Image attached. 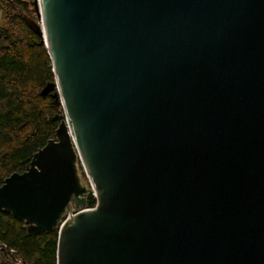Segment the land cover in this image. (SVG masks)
Here are the masks:
<instances>
[{
  "label": "water",
  "instance_id": "1",
  "mask_svg": "<svg viewBox=\"0 0 264 264\" xmlns=\"http://www.w3.org/2000/svg\"><path fill=\"white\" fill-rule=\"evenodd\" d=\"M33 5L64 112L0 210L57 264H264V0Z\"/></svg>",
  "mask_w": 264,
  "mask_h": 264
},
{
  "label": "trees",
  "instance_id": "2",
  "mask_svg": "<svg viewBox=\"0 0 264 264\" xmlns=\"http://www.w3.org/2000/svg\"><path fill=\"white\" fill-rule=\"evenodd\" d=\"M31 6L30 0H0V186L55 137L60 120L53 118L63 114L51 95L40 94L55 75L48 48L27 23ZM57 242V229L29 234L24 221L0 210V264H57Z\"/></svg>",
  "mask_w": 264,
  "mask_h": 264
},
{
  "label": "rangeland",
  "instance_id": "3",
  "mask_svg": "<svg viewBox=\"0 0 264 264\" xmlns=\"http://www.w3.org/2000/svg\"><path fill=\"white\" fill-rule=\"evenodd\" d=\"M30 2H31V4H33V1L32 0H30ZM23 11H21V13H22ZM33 12H34V14H36L35 13V11H34V5H33V7L31 6L30 7V10H28V11H25V17H28V18H30L31 16V14H33ZM37 15V14H36ZM2 23H4V19H3V14L2 13H0V24H2ZM62 111H63V108H62ZM59 112V111H58ZM64 112V111H63ZM62 112V113H63ZM59 120L61 121V118H59ZM57 129V128H56ZM55 136H56V131H55ZM79 168H80V174H81V176H82V181L85 183V184H87V186H90V180H89V178H88V176H87V174H86V172H85V169H84V167L82 166V164H81V162L79 161ZM92 206H94L95 204L93 203V204H91ZM92 206H90V207H92ZM11 253V252H10Z\"/></svg>",
  "mask_w": 264,
  "mask_h": 264
},
{
  "label": "built area",
  "instance_id": "4",
  "mask_svg": "<svg viewBox=\"0 0 264 264\" xmlns=\"http://www.w3.org/2000/svg\"><path fill=\"white\" fill-rule=\"evenodd\" d=\"M0 248H1V243H0ZM13 251V250H12Z\"/></svg>",
  "mask_w": 264,
  "mask_h": 264
},
{
  "label": "bare ground",
  "instance_id": "5",
  "mask_svg": "<svg viewBox=\"0 0 264 264\" xmlns=\"http://www.w3.org/2000/svg\"><path fill=\"white\" fill-rule=\"evenodd\" d=\"M5 193V192H4Z\"/></svg>",
  "mask_w": 264,
  "mask_h": 264
}]
</instances>
